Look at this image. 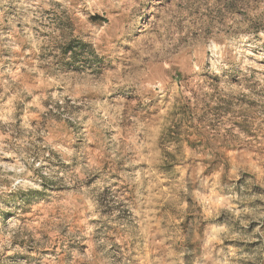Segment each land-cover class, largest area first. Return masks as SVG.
<instances>
[{
  "label": "rangeland",
  "instance_id": "374dc122",
  "mask_svg": "<svg viewBox=\"0 0 264 264\" xmlns=\"http://www.w3.org/2000/svg\"><path fill=\"white\" fill-rule=\"evenodd\" d=\"M0 264H264V0H0Z\"/></svg>",
  "mask_w": 264,
  "mask_h": 264
},
{
  "label": "trees",
  "instance_id": "16d2710c",
  "mask_svg": "<svg viewBox=\"0 0 264 264\" xmlns=\"http://www.w3.org/2000/svg\"><path fill=\"white\" fill-rule=\"evenodd\" d=\"M95 20H99V19H102V20H105L103 17L99 16V15H96L93 17ZM190 135L191 133L189 131H185V138L186 140H189L190 139Z\"/></svg>",
  "mask_w": 264,
  "mask_h": 264
}]
</instances>
